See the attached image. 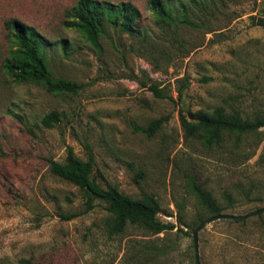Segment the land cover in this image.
<instances>
[{"label":"rangeland","instance_id":"rangeland-1","mask_svg":"<svg viewBox=\"0 0 264 264\" xmlns=\"http://www.w3.org/2000/svg\"><path fill=\"white\" fill-rule=\"evenodd\" d=\"M76 1L0 0V19L17 17L44 36L37 50L48 75L70 88L50 92L7 74L16 46L0 26V264H122L131 246L149 247L150 264H196L193 224L204 210L190 183L221 214L264 207V127L208 146L185 135L180 115H264V0H93L101 24L64 28ZM121 2L139 10L132 27L115 21ZM50 112L59 117L46 128ZM68 147L93 158L102 188L154 196L159 220L174 228L107 234L103 203L84 213L82 192L49 171L47 160L63 162ZM197 245L199 264H264V213L212 222Z\"/></svg>","mask_w":264,"mask_h":264},{"label":"trees","instance_id":"trees-1","mask_svg":"<svg viewBox=\"0 0 264 264\" xmlns=\"http://www.w3.org/2000/svg\"><path fill=\"white\" fill-rule=\"evenodd\" d=\"M93 0H77L76 3L65 10L62 16L61 26L71 29L78 24H86L95 27L102 23L105 13L102 12ZM117 15L115 21L122 27H132L140 17L139 10L130 2H121L116 6ZM264 26V22L259 24ZM1 32L5 39L14 43L16 51L11 52V59L7 64V74L22 75L26 80L42 83L47 91L68 92L69 86L63 81H53L47 72L46 65L40 57L37 44L43 41L44 36L36 27L25 23L17 17L6 16L0 19ZM154 94L160 97V91L152 88ZM178 96H181L179 90ZM191 120L180 115L181 126L186 136L196 138L208 146L219 145L228 141L233 135L241 136L255 132L264 127V115H255L251 118L242 117L237 111L227 112L223 108H217L211 113L203 110L188 113ZM59 115L50 112L42 118V125L46 128L57 122ZM161 121L150 124L147 135L152 136L159 129ZM49 171L52 175L76 186L85 198V212L94 208V202L103 203L108 217L105 223L107 234L117 236L123 234L128 226L144 230L147 233L159 234L163 231L172 230L174 225L159 220L161 208L158 200L152 195H143L138 199L123 196L117 188L107 186L102 188L92 177L93 158L87 160L79 158L72 148L68 147L63 162L52 159L47 160ZM260 162L264 164V149L260 155ZM191 190L204 215L195 218L193 226L197 229L202 222L212 216L221 214V208L210 193L203 191L194 182L190 183ZM78 215H60L63 220H71ZM237 223V222H236ZM241 221V224H244ZM149 247H129L123 256L122 264H150L151 258H145ZM20 264H34L29 260L21 261Z\"/></svg>","mask_w":264,"mask_h":264},{"label":"water","instance_id":"water-1","mask_svg":"<svg viewBox=\"0 0 264 264\" xmlns=\"http://www.w3.org/2000/svg\"><path fill=\"white\" fill-rule=\"evenodd\" d=\"M262 213H264V207L259 208V209L255 210L253 212H250L249 214L242 215V216L229 215V214H219V215H216V216H212L209 219H207L204 222H202L200 224V226L193 233L194 253H195L196 264H199V261H198L197 234H198V232L201 229L205 228L208 224H210L212 222H215L217 220H220V219H231V220H235V221H242V220L248 219L250 217L262 214Z\"/></svg>","mask_w":264,"mask_h":264}]
</instances>
